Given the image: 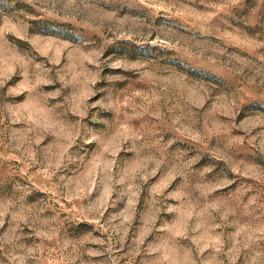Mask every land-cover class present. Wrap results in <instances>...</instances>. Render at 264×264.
<instances>
[{"label":"rangeland","instance_id":"obj_1","mask_svg":"<svg viewBox=\"0 0 264 264\" xmlns=\"http://www.w3.org/2000/svg\"><path fill=\"white\" fill-rule=\"evenodd\" d=\"M0 264H264V0H0Z\"/></svg>","mask_w":264,"mask_h":264}]
</instances>
